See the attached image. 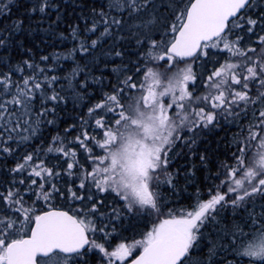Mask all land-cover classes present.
Instances as JSON below:
<instances>
[{
	"label": "snow or ice",
	"instance_id": "obj_1",
	"mask_svg": "<svg viewBox=\"0 0 264 264\" xmlns=\"http://www.w3.org/2000/svg\"><path fill=\"white\" fill-rule=\"evenodd\" d=\"M0 264H264V0H0Z\"/></svg>",
	"mask_w": 264,
	"mask_h": 264
},
{
	"label": "trees",
	"instance_id": "obj_2",
	"mask_svg": "<svg viewBox=\"0 0 264 264\" xmlns=\"http://www.w3.org/2000/svg\"><path fill=\"white\" fill-rule=\"evenodd\" d=\"M63 47H67V45H62L61 48H63ZM65 63L67 64V63H71V62L70 61H66ZM194 191H195V188L190 185L189 188H188V192L184 193V195L192 194V193H194Z\"/></svg>",
	"mask_w": 264,
	"mask_h": 264
}]
</instances>
